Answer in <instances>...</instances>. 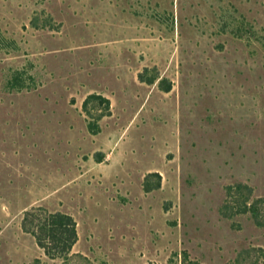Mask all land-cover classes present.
I'll use <instances>...</instances> for the list:
<instances>
[{
  "label": "rangeland",
  "instance_id": "1",
  "mask_svg": "<svg viewBox=\"0 0 264 264\" xmlns=\"http://www.w3.org/2000/svg\"><path fill=\"white\" fill-rule=\"evenodd\" d=\"M0 264H264V0H0Z\"/></svg>",
  "mask_w": 264,
  "mask_h": 264
},
{
  "label": "trees",
  "instance_id": "2",
  "mask_svg": "<svg viewBox=\"0 0 264 264\" xmlns=\"http://www.w3.org/2000/svg\"><path fill=\"white\" fill-rule=\"evenodd\" d=\"M22 227L34 236L36 244L50 257L70 251L77 237L75 221L71 215L59 211L46 212L37 207L26 210L22 217Z\"/></svg>",
  "mask_w": 264,
  "mask_h": 264
}]
</instances>
